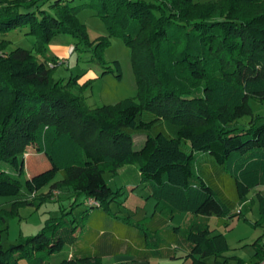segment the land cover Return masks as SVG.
<instances>
[{
  "label": "trees",
  "instance_id": "16d2710c",
  "mask_svg": "<svg viewBox=\"0 0 264 264\" xmlns=\"http://www.w3.org/2000/svg\"><path fill=\"white\" fill-rule=\"evenodd\" d=\"M74 1L0 0V197L12 199L13 216L40 196L54 200V192L57 198L68 192L72 199L36 235L7 249L0 244V264H50L65 248L57 264H101L118 254L174 259L178 250L190 264L240 261L225 256V235L212 233L208 220L227 228L248 194L264 188V116L249 105L264 104V0ZM83 10L129 49L137 101L89 108L75 92L87 91L90 81L55 78L61 63L47 54L54 38L91 48L77 18ZM18 30L36 39L35 52L9 49L5 38ZM107 44L103 38L91 49V60L102 75L120 79L119 63L112 69L101 58ZM244 117L249 121L239 127ZM138 135L145 140L134 150ZM28 147L48 168L26 177ZM133 166L154 203L152 215L136 222L112 214L121 190L104 180ZM88 199L99 207L87 206ZM255 200L264 228V195L257 192ZM178 214L190 218L167 230ZM262 238L252 244L257 262L264 260Z\"/></svg>",
  "mask_w": 264,
  "mask_h": 264
},
{
  "label": "rangeland",
  "instance_id": "374dc122",
  "mask_svg": "<svg viewBox=\"0 0 264 264\" xmlns=\"http://www.w3.org/2000/svg\"><path fill=\"white\" fill-rule=\"evenodd\" d=\"M54 1V0H51ZM206 2L209 0H199ZM83 0H75L71 3L73 6L81 5ZM49 3H45L43 8L48 10ZM77 18L84 24L90 47H84L76 43L69 36H58L47 45V54L57 58L61 65L55 70V78L62 79L63 84H67L69 77H76L79 84L86 81L91 82L90 88L78 94L82 99L83 105L89 108H97L104 105H115L126 99H138L137 85L130 60V51L124 45L119 37L107 35L105 25L90 10H83L77 14ZM106 38L108 44L101 50V58L106 62V67L114 69V62H118L121 69V78L115 77L116 73L102 75L103 69L91 60V49H97L96 46ZM6 40L11 42L10 50L20 47L35 52L37 47L36 39L27 34V30H18L10 33ZM74 47L72 54L68 49ZM77 47V49H76ZM85 49V50H83ZM0 56H4L0 52ZM249 105L255 116H264V104H259L254 100L249 101ZM249 118L244 117L239 121V127L247 125ZM145 140L144 135H138L134 138L133 149L139 150ZM26 153L29 158L26 159L24 175L26 177L32 174L40 173L48 168V162L42 155L36 153L33 147H28ZM0 167H4L0 163ZM59 178V176H58ZM137 169L135 166L120 169L115 176L108 173L104 174V180L109 188L113 191L121 190V195L110 205L111 212L114 216L128 217L133 221H139L145 217L149 218L153 213V201L147 199L143 186L137 183ZM259 192L264 195V188L260 187L248 194V200L238 205L236 212L238 216L231 219L227 228L217 227V218L212 217L208 220V225L212 233H223L226 238L228 250L225 253L227 257H236L240 261H230V264H254L257 262L254 256L255 250L252 244L264 234V228L258 226L260 217L258 213L255 194ZM58 192H54V200L46 199L44 196L35 198L34 205H26L18 210L17 215H9L12 208V199L0 197V210L4 213L6 219L5 230L1 233L0 244L4 249L10 245L16 244L28 236L36 235L47 222L59 218L62 213L70 208L71 199L67 195L56 197ZM23 198H26L24 196ZM254 199V202H253ZM190 215H175L168 223L167 230L173 227H182ZM181 247L187 248L185 244ZM67 248L61 253L50 258V264H57L67 254ZM174 259L154 258L146 262L135 260L134 257L125 254L106 256L101 260V264H119L128 262L130 264H190L185 259L184 252L178 250ZM21 264H25L21 262Z\"/></svg>",
  "mask_w": 264,
  "mask_h": 264
},
{
  "label": "built area",
  "instance_id": "2783aa9c",
  "mask_svg": "<svg viewBox=\"0 0 264 264\" xmlns=\"http://www.w3.org/2000/svg\"><path fill=\"white\" fill-rule=\"evenodd\" d=\"M72 52H73V47H70L68 49V53L71 54ZM52 66H53L52 64H49V67H52ZM86 204L89 207H95V208L99 207V204L97 202H95L93 199H88L86 201ZM261 245H262V247H264V238H262V240H261ZM256 264H264V260H261V261L257 262Z\"/></svg>",
  "mask_w": 264,
  "mask_h": 264
},
{
  "label": "crops",
  "instance_id": "0c3cea01",
  "mask_svg": "<svg viewBox=\"0 0 264 264\" xmlns=\"http://www.w3.org/2000/svg\"><path fill=\"white\" fill-rule=\"evenodd\" d=\"M72 202V199H71V201H70V203ZM153 206H154V203H153Z\"/></svg>",
  "mask_w": 264,
  "mask_h": 264
}]
</instances>
